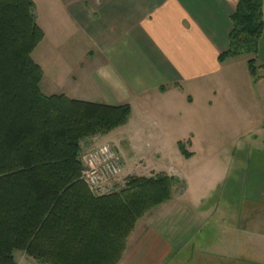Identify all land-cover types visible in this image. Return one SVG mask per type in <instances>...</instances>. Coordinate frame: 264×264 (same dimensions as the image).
Listing matches in <instances>:
<instances>
[{"label": "crops", "instance_id": "1", "mask_svg": "<svg viewBox=\"0 0 264 264\" xmlns=\"http://www.w3.org/2000/svg\"><path fill=\"white\" fill-rule=\"evenodd\" d=\"M32 2L33 19L43 40L47 29L50 33L51 65L57 68L50 81L71 84L65 91L45 96L64 95L79 101L100 97V104H127L131 113L135 109L140 114L136 127L125 125L90 139L110 144L127 175L144 176L139 166L131 164L141 161L122 146L120 138L131 140L136 130L138 137L153 140L162 129L152 117L156 111L148 109L149 102L162 100L167 124H173L183 117L174 112L172 104L182 100L187 88L208 85L209 98L203 107L221 114L222 119L232 102L242 99L243 92L235 86V67L241 58L218 63L228 49L230 19L238 0H49L48 10L39 12ZM41 16L48 19L46 25L40 22ZM262 23L254 58L261 79L255 81L247 69L245 93L256 129L264 126V116L260 117L264 113V0ZM184 97L192 106L191 96ZM193 146L191 142L192 150ZM190 153L191 158L196 155ZM167 175L183 180L184 188L137 222L119 264H264L263 219L250 220L245 213L248 209L243 208L238 215L219 213V206H224L206 203L209 193L192 198L185 178Z\"/></svg>", "mask_w": 264, "mask_h": 264}, {"label": "trees", "instance_id": "2", "mask_svg": "<svg viewBox=\"0 0 264 264\" xmlns=\"http://www.w3.org/2000/svg\"><path fill=\"white\" fill-rule=\"evenodd\" d=\"M262 2L238 0L228 49L218 57L219 64L252 57L255 81ZM43 37L32 0H0V264H16L15 252L41 264H119L137 222L169 202L179 180L126 175L118 190L90 193L79 143L124 126L130 107L43 95V72L31 59Z\"/></svg>", "mask_w": 264, "mask_h": 264}, {"label": "rangeland", "instance_id": "3", "mask_svg": "<svg viewBox=\"0 0 264 264\" xmlns=\"http://www.w3.org/2000/svg\"><path fill=\"white\" fill-rule=\"evenodd\" d=\"M35 2L37 5L36 12L46 10V8L48 10L50 7L49 0H35ZM47 21L46 16H41L40 22L46 25ZM49 47L50 33L47 29L46 38L42 39L31 54V59L43 71L39 85L43 95H49L50 92L54 91H65L71 85L70 83L55 84V82L50 81L51 72L57 71V68L51 65V62L52 64L54 62ZM239 58L241 61L235 67L238 85L235 84V86L243 92L242 99L241 101L236 99L235 102H232L233 105L230 106V110L227 111L224 119H222L221 114L210 113L203 107L206 99L209 98L208 85L197 90L187 88L185 94L181 95L182 100H176L172 104L174 112L182 115V120L167 124L168 118L162 109L165 108V104L162 100L156 99V103L149 102L148 109L152 108L154 112L156 111L152 117H155L156 124L162 128L158 130V137L153 138V140L145 134V137H138V131L133 130L132 133L135 134L133 139L127 140L122 135L124 139L120 138V141L122 146L134 153L135 159L141 161L136 164L131 163L134 167L139 166L138 171L141 175L149 177L165 172L185 178L189 190H191V197L194 198L193 195L199 193L202 196L209 193V199L205 202L211 206H224H219L221 209L219 213L232 211L234 215H238L241 214L240 210L248 209L245 213L249 215L250 220H264V126L257 129L253 126L255 122L251 116L252 109L250 102H248V96L245 94L248 88V68L247 62L243 61L252 57L241 56ZM258 73L260 71L258 72L257 69ZM81 92L79 91L78 96ZM184 95L191 96L192 106L188 105ZM83 99H85L83 101L87 100L90 103H102L100 97ZM142 109L145 110V108ZM263 116L264 113L260 115V117ZM139 118L140 114L135 113V109L132 110V113L130 110L127 120L129 122H126L125 125L133 124L136 127ZM219 118L220 120L216 121ZM125 125L119 128L125 127ZM250 127L251 130H248ZM99 137L101 136L89 137L87 138L88 142L84 139L79 143V160L82 166L86 155L102 145H108L105 142H91L90 140ZM190 139L191 141L188 142ZM191 142L194 145L193 150L190 148ZM178 143L184 144L189 153L195 152L196 155L191 160L185 159L179 153ZM157 154L159 155L157 156ZM125 175L127 174L125 173ZM217 175L223 176L215 190L213 187L219 181ZM184 186L183 180H179L172 195L176 192L180 193ZM209 189L211 190L207 191ZM13 256L16 264H41L20 252H15Z\"/></svg>", "mask_w": 264, "mask_h": 264}, {"label": "built area", "instance_id": "4", "mask_svg": "<svg viewBox=\"0 0 264 264\" xmlns=\"http://www.w3.org/2000/svg\"><path fill=\"white\" fill-rule=\"evenodd\" d=\"M81 175L82 181L95 196L118 190L126 177L122 160L108 145H102L86 155Z\"/></svg>", "mask_w": 264, "mask_h": 264}]
</instances>
